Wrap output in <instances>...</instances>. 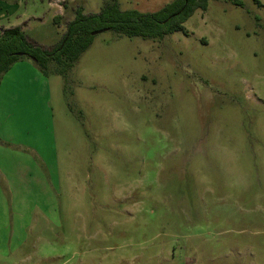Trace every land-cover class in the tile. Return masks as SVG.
Returning <instances> with one entry per match:
<instances>
[{
	"label": "rangeland",
	"instance_id": "1",
	"mask_svg": "<svg viewBox=\"0 0 264 264\" xmlns=\"http://www.w3.org/2000/svg\"><path fill=\"white\" fill-rule=\"evenodd\" d=\"M239 1L210 0L187 35L99 32L66 77L11 66L0 264H264V0ZM109 2L0 0V14L49 50L76 8Z\"/></svg>",
	"mask_w": 264,
	"mask_h": 264
},
{
	"label": "trees",
	"instance_id": "2",
	"mask_svg": "<svg viewBox=\"0 0 264 264\" xmlns=\"http://www.w3.org/2000/svg\"><path fill=\"white\" fill-rule=\"evenodd\" d=\"M209 1L171 0L154 13L121 11L116 0H110L95 14H84L81 8H76L60 41L49 50L31 42L21 27L3 29L0 31V80L11 66L24 58L31 60L43 75L53 63L57 73L66 77L67 71L91 45L94 34L103 31L143 40H161L175 32L187 35L183 24L196 10L204 12ZM225 1L238 7L242 5L239 0ZM60 18H53V24Z\"/></svg>",
	"mask_w": 264,
	"mask_h": 264
},
{
	"label": "crops",
	"instance_id": "3",
	"mask_svg": "<svg viewBox=\"0 0 264 264\" xmlns=\"http://www.w3.org/2000/svg\"><path fill=\"white\" fill-rule=\"evenodd\" d=\"M5 15L0 14V31L3 29H8L10 27H14V26H20L21 29L23 30V26L22 25H18V24H10V22H5V20H8ZM24 32V30H23ZM28 38V37H27ZM29 39V38H28ZM30 40V39H29ZM31 42L35 43L36 45H38L36 42H34L33 40H30ZM23 62V61H22ZM17 64V63H16ZM25 64V63H24ZM15 65V64H14Z\"/></svg>",
	"mask_w": 264,
	"mask_h": 264
},
{
	"label": "water",
	"instance_id": "4",
	"mask_svg": "<svg viewBox=\"0 0 264 264\" xmlns=\"http://www.w3.org/2000/svg\"><path fill=\"white\" fill-rule=\"evenodd\" d=\"M95 35V34H94Z\"/></svg>",
	"mask_w": 264,
	"mask_h": 264
}]
</instances>
